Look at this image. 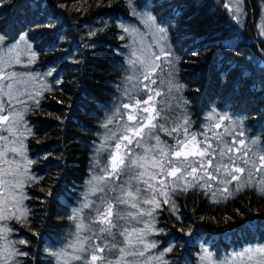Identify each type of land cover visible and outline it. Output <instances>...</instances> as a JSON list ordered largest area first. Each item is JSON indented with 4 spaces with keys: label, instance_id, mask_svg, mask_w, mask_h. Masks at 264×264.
<instances>
[{
    "label": "trees",
    "instance_id": "trees-1",
    "mask_svg": "<svg viewBox=\"0 0 264 264\" xmlns=\"http://www.w3.org/2000/svg\"><path fill=\"white\" fill-rule=\"evenodd\" d=\"M134 2L167 30L182 116L197 127L215 108L238 118L264 149V41L258 35L264 0H242L239 22L225 0ZM133 21L126 0L0 3L3 43L25 34L35 68L55 82L25 117L30 171L39 179L26 187L27 219L11 222L24 241L19 264H55L56 250L73 233L72 211L83 200L102 125L128 69L121 23ZM154 216L157 249L165 252L161 264H195L202 246L220 257L264 245V195L251 189L216 202L198 188L174 192L173 207L162 203Z\"/></svg>",
    "mask_w": 264,
    "mask_h": 264
},
{
    "label": "snow or ice",
    "instance_id": "snow-or-ice-1",
    "mask_svg": "<svg viewBox=\"0 0 264 264\" xmlns=\"http://www.w3.org/2000/svg\"><path fill=\"white\" fill-rule=\"evenodd\" d=\"M241 2L237 0L238 5ZM224 6L232 10L229 5ZM236 11H240L239 7ZM233 18L239 22L236 16ZM144 21L156 28L161 41L166 40L167 30L155 16L146 13ZM3 40L0 35V42ZM171 55L166 43H160L159 51L152 52L150 57L130 61L133 67L141 66L138 75L134 73L128 77L129 81L135 77L136 92H126L130 102L122 103L116 115L110 116L102 125L107 129L115 120L125 121L126 118L118 129L109 130L105 144L101 145V148L107 145L109 162L102 169L103 175L94 178L97 183L90 191L102 195L95 201L86 195L81 206L73 209L71 218L78 222L76 238L69 248L72 259L78 264H133L128 257L143 256L144 250L136 246L137 242H142L140 234L143 229L135 227L132 222L138 223L139 216L151 215L140 205L156 203V196L164 194L163 189L168 188L169 177L174 178L172 184L175 188H180L181 180L186 182V187L206 188L211 186L208 181L227 185L240 181L245 174L251 179L254 173L264 171V149L257 151V141L246 140L242 123L227 113L222 115L213 108L206 117L208 123L204 130L197 133L191 131V121L186 115L170 121L167 115H161L156 109L153 100L161 92L150 87L156 84L153 78L155 69L161 68L156 61L163 58L167 62ZM5 87L11 90L12 84L6 83ZM174 87L179 91L182 86ZM140 91L146 93L143 98H138ZM7 95L12 97L13 93L9 91ZM3 104L0 100V125H5L3 131L15 135L13 130L18 131L20 126L19 114L14 116V110ZM161 134L167 139H162ZM0 140L7 141L8 136L0 135ZM11 151L16 152V148ZM0 155L4 153L0 152ZM123 176L128 179L121 184L109 182ZM186 187L180 190L184 191ZM223 191L227 192V187ZM261 191L264 192V186ZM85 209L88 210L87 216L81 215ZM250 251L264 255V249Z\"/></svg>",
    "mask_w": 264,
    "mask_h": 264
},
{
    "label": "rangeland",
    "instance_id": "rangeland-1",
    "mask_svg": "<svg viewBox=\"0 0 264 264\" xmlns=\"http://www.w3.org/2000/svg\"><path fill=\"white\" fill-rule=\"evenodd\" d=\"M225 1L232 9L231 11L233 16H236L238 20H240L241 3L238 5L237 0ZM126 4L134 18L133 22L121 23L123 37L126 39V50L124 53L127 59L128 69L122 81L121 94L113 106V109L110 111V116L116 115V110L122 103L130 102L126 92H136V89L134 88V85L136 84L135 77L131 81L128 80V77L133 76L134 73L138 75V69L141 66L137 64L133 67L130 64V61L136 60L137 57H140L141 59L150 57L152 52L159 51L160 43H166L167 47L170 48L168 36H166L165 41H161L156 28L148 23H145V14L151 13L146 10H138L134 0H131V3H129V0H126ZM237 7L240 9L239 12L236 11ZM133 8H135V11ZM227 9L229 10V8ZM124 29H128V31H124ZM258 35L264 41V22L259 23ZM35 62V53L25 34H20L19 37L11 44L5 45L3 41L0 42V77H2V79H0V100L4 102L2 106H6L9 109L14 110V116L17 113L19 114L20 125L18 131L15 129L13 130L16 133L15 135L3 131L5 125H0V135L8 136L7 141L0 140V152L4 153V155H0V264H19L20 252L18 245L21 241L14 235L11 222L21 220L25 221L27 219L28 207L26 205V187L39 179L30 171L32 161L29 160L25 144L26 139L31 135V128L28 126L25 117L28 111L37 105V101L39 102L41 96L45 92L53 90V84L55 82L47 79L49 77L48 71L40 72L37 70L35 68ZM156 63L161 64V68L155 69L153 78L156 79V84L150 85V87L152 89L159 90L161 95L154 98L153 104L156 109L161 112V115H167L170 121L175 120V118L182 119L185 115L182 116L183 112H180L179 110L180 89L177 91L174 87V85H178L175 76V58L171 55V57L167 58V62H165L162 58L160 61H156ZM6 83L12 84L11 90L5 87ZM9 91L13 93L12 97L7 95ZM145 95V92L140 91L138 93V98H143ZM9 100H11L10 104L8 103ZM121 111L126 110L121 109ZM176 111L178 115L177 117L174 118L173 116L168 115L169 112ZM211 111L212 110L205 113L202 121L197 127L190 124L191 131L199 133L204 130V126L208 123L206 117ZM219 113L222 115L225 114L224 112ZM233 119L242 123L238 118L236 119L233 117ZM122 122H126V118L125 121H120L118 119L115 120L113 124L109 125V127L107 129L105 128L102 132L100 144L97 146L93 157L91 175L83 185L81 192L83 200L86 195L91 201L97 200L98 196L102 195V193L97 192L93 194L90 191L91 187L97 183L94 178L103 175L102 169H104L109 162V150L107 145H105L104 148H101V145L105 144V137L108 136L109 130L114 128L118 129L120 123ZM225 123L230 122L226 121ZM243 129L245 132L244 138L246 140L257 141L256 138L248 136L244 126ZM13 147L16 148V152L11 151V148ZM255 147L257 151L263 149L258 141ZM127 179V176H123L120 180H113L109 182L121 184ZM173 179L174 178L172 177L168 178L169 186L168 188L163 189L164 194H158L156 196V203L140 205L142 209L150 211L151 215L139 216L138 223L135 221L132 222L135 227L143 229V232L140 234L142 236V242H137L136 246L144 250L143 257H128L133 264L162 263L161 260L165 252L157 249V243L159 242H157L154 236L157 232L154 222V209L156 206H160L164 203L165 200L168 202L164 204H168L170 207H173V193L181 191L180 188L186 187V182L181 180L179 181L180 188H175L172 184ZM190 179L191 177L188 178V180ZM208 183L211 185L210 187L202 188L199 186H187L186 190L198 188L211 202L225 201L234 193L243 189H251L258 194L264 195V192L261 191V187L264 186V171L254 173L251 179H249L247 174H245L244 176H241L240 181H232L227 185L216 181H208ZM238 185L242 186L238 189ZM225 187L228 189L227 192L223 191ZM83 200L76 208L81 206ZM128 210L135 211L134 209ZM81 215L87 216L88 210H83ZM77 222V220H74L73 233L70 238H67L64 242L63 250L61 252H57L56 250L55 256L57 262L63 261L67 263L69 261H73L69 244L76 238L75 234ZM256 249H264V245H249L238 251L216 257L213 252L208 249V247L202 246L200 253L197 255L195 264H264V255L256 253L255 251H250ZM57 262H55V264H58Z\"/></svg>",
    "mask_w": 264,
    "mask_h": 264
}]
</instances>
